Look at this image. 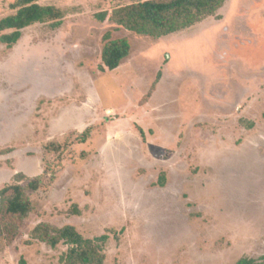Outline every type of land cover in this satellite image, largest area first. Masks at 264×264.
I'll return each mask as SVG.
<instances>
[{
    "label": "rangeland",
    "instance_id": "obj_1",
    "mask_svg": "<svg viewBox=\"0 0 264 264\" xmlns=\"http://www.w3.org/2000/svg\"><path fill=\"white\" fill-rule=\"evenodd\" d=\"M16 0H0V19ZM136 0H45L65 18L0 42V186L41 178L0 264H60L41 223L107 236L104 264L264 257V0L155 39L97 17ZM130 55L102 73L105 41Z\"/></svg>",
    "mask_w": 264,
    "mask_h": 264
},
{
    "label": "trees",
    "instance_id": "obj_2",
    "mask_svg": "<svg viewBox=\"0 0 264 264\" xmlns=\"http://www.w3.org/2000/svg\"><path fill=\"white\" fill-rule=\"evenodd\" d=\"M45 0H16L10 7L12 14L0 19V42L13 48L22 38L25 29L50 23L54 29L62 25L64 12L54 6L43 4ZM227 0H136L103 11L97 15L101 22L109 19L126 31L155 39L167 37L203 23L218 12ZM105 41L99 70L108 73L117 70L131 52L125 38ZM27 178L16 174L14 182L0 186V236L12 243L19 235L25 221L33 212L30 194L38 192L43 184L41 178L22 182ZM31 238L52 249L63 244L68 247L60 257V264H104L107 236L86 239L71 225L56 227L49 223L38 224L31 232ZM236 264H264L260 259L242 258Z\"/></svg>",
    "mask_w": 264,
    "mask_h": 264
}]
</instances>
